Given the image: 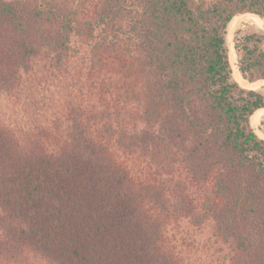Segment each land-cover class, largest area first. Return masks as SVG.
I'll use <instances>...</instances> for the list:
<instances>
[{
  "label": "trees",
  "instance_id": "16d2710c",
  "mask_svg": "<svg viewBox=\"0 0 264 264\" xmlns=\"http://www.w3.org/2000/svg\"><path fill=\"white\" fill-rule=\"evenodd\" d=\"M241 13L264 0H0V93L40 61L80 95L51 124L0 121V264H185L177 217L229 264H264V92L225 40ZM233 48L264 82V31Z\"/></svg>",
  "mask_w": 264,
  "mask_h": 264
},
{
  "label": "rangeland",
  "instance_id": "374dc122",
  "mask_svg": "<svg viewBox=\"0 0 264 264\" xmlns=\"http://www.w3.org/2000/svg\"><path fill=\"white\" fill-rule=\"evenodd\" d=\"M238 29L243 31H264V17L256 16L252 13L235 15L230 22V26L228 25V33L230 34L229 41L232 46L235 31ZM42 63L38 61L34 65L35 71L30 72L22 78L23 83L21 82L22 86L19 90L17 89L11 94L0 93V121L12 123L15 128H23L22 126L25 127L28 125L31 128L35 124H51L56 119L55 115H61L63 113V109L70 99L80 97L79 93L71 86L72 79L66 75L49 74V72L43 69ZM73 67H76L78 70L81 67L80 61H77ZM235 78L244 88L264 92V82L260 80L254 84H249L245 79L244 82H241L237 79L236 73ZM34 95H36V100H32ZM90 102H92V99ZM263 117L264 110H261V113L257 117V125L252 122L253 117L250 123L253 130L262 139H264V134L259 127ZM45 118H48L51 122H48L49 120L46 121ZM60 131H62L61 128H59L58 133ZM115 150L120 159L132 165L133 171L136 174L140 177H150L152 166L147 156L139 152H128L129 154H125L117 148ZM169 226L173 234L172 237L178 242L177 245L185 264H229L228 250L226 247L220 242L216 243L213 239H210V234L206 231L201 235L198 234V231H196L192 223L186 218H171ZM21 264L49 263L42 258L29 256Z\"/></svg>",
  "mask_w": 264,
  "mask_h": 264
},
{
  "label": "bare ground",
  "instance_id": "6f19581e",
  "mask_svg": "<svg viewBox=\"0 0 264 264\" xmlns=\"http://www.w3.org/2000/svg\"><path fill=\"white\" fill-rule=\"evenodd\" d=\"M229 26H230V23H229ZM225 40H226V44L229 48V60H230V63L233 67V70L235 71L236 75H237V79H239L241 82H244V79L241 77L238 69H237V66L235 64V53H234V50H233V46L230 44V34L228 33V26H227V33L225 34ZM261 113V111L257 112L254 116H253V119H252V122L255 123L257 125V117L258 115Z\"/></svg>",
  "mask_w": 264,
  "mask_h": 264
},
{
  "label": "water",
  "instance_id": "95a60500",
  "mask_svg": "<svg viewBox=\"0 0 264 264\" xmlns=\"http://www.w3.org/2000/svg\"><path fill=\"white\" fill-rule=\"evenodd\" d=\"M255 15V14H254ZM256 16H258V15H256ZM233 50H234V48H233ZM242 77V76H241ZM257 81H259V80H257ZM237 82V81H236ZM248 82V81H247ZM256 81H254V82H248L249 84H251V83H255ZM239 85H240V83L239 82H237ZM241 86V85H240ZM242 87V86H241Z\"/></svg>",
  "mask_w": 264,
  "mask_h": 264
}]
</instances>
